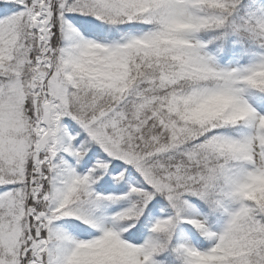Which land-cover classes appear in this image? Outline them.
Returning a JSON list of instances; mask_svg holds the SVG:
<instances>
[{"label": "snow or ice", "instance_id": "obj_1", "mask_svg": "<svg viewBox=\"0 0 264 264\" xmlns=\"http://www.w3.org/2000/svg\"><path fill=\"white\" fill-rule=\"evenodd\" d=\"M0 264H264V0H0Z\"/></svg>", "mask_w": 264, "mask_h": 264}]
</instances>
